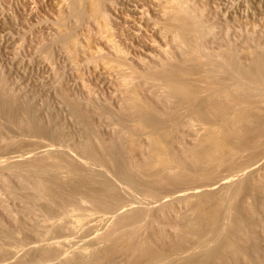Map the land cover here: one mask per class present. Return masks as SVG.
<instances>
[{
	"label": "rangeland",
	"instance_id": "rangeland-1",
	"mask_svg": "<svg viewBox=\"0 0 264 264\" xmlns=\"http://www.w3.org/2000/svg\"><path fill=\"white\" fill-rule=\"evenodd\" d=\"M74 1L81 20L71 15ZM192 2L217 33L223 30L218 34L225 41L245 52L252 45L264 55V0ZM92 3L0 0V264H264V115L256 114L264 110L261 93L241 102L253 106L248 112L258 119L248 114L223 131L217 107L201 102L204 93L183 105L138 77L145 65L164 61L163 49L170 61H179L160 30L171 28L162 16L164 0H103L107 20L92 13ZM68 32L74 46L61 40ZM252 33L253 42L245 44ZM245 52L239 56L248 63ZM131 71L133 79L121 86ZM133 87L158 119L168 117L166 132L142 130L120 115L125 91ZM3 99L12 105L3 107ZM240 105L236 111L245 109ZM77 112L86 114L87 127ZM208 130L226 149H214ZM153 139L161 142L165 169L151 164ZM87 141L92 148L83 152ZM39 165L58 166L37 177L59 194L34 198L32 186H18L14 173ZM213 198L222 199L216 224L188 232L197 209L207 211ZM42 240L50 247L45 258L37 250ZM224 243L239 246L242 258L234 259L230 249L217 255Z\"/></svg>",
	"mask_w": 264,
	"mask_h": 264
},
{
	"label": "bare ground",
	"instance_id": "bare-ground-1",
	"mask_svg": "<svg viewBox=\"0 0 264 264\" xmlns=\"http://www.w3.org/2000/svg\"><path fill=\"white\" fill-rule=\"evenodd\" d=\"M164 2H165V8L163 9L162 16L165 17L168 24L171 25V28L162 27L160 30L162 31L163 34L166 35V39L168 38L170 40L169 41L170 46L172 45L173 48L175 49V51L178 53L179 61L176 63L170 61L169 60L170 58L168 56L167 51H165L164 49L162 51V49H161L162 55H163L162 57L165 58L164 61L163 60L158 61L157 64H155L156 63L155 62V63H153L154 66L145 65V67H146L144 69L145 71L141 70L142 72L138 73V77L145 84H147L153 88L158 89L159 86L164 87V89H165L163 91V92H165L163 95L164 99H166L167 97L170 96L172 98H175L179 102L181 101L182 104L184 103L183 105H187L189 103L193 104L199 98L200 99L203 98V96H201V94L204 93L205 95H204V98L201 100V102H203V104H204V102H206V103L208 102L209 104L215 105L217 107V109L219 110V114L216 116V118H217L218 122L221 124L223 131H225L226 129L227 130L230 129L233 125L237 124V122H239V121L241 122L242 120H244L247 117V115L249 114V112H250L249 110L250 109L252 110L253 106H252V108L249 109V108H246V106H245L246 104H244V105L242 104L244 102L243 100H245V98L247 97L246 95H248V94L251 95V94H254L257 92L261 93L260 96L262 98V103L260 102L259 99H257L258 98L257 96H255V97H257L256 98L257 100L255 99V101L256 102L258 101V104L260 102L262 104V106L264 107V55H263V53H261L263 51L258 50L257 47H256L257 49H254V48L250 49L252 45L250 47L247 46L246 47L247 49L244 48L246 50V52L244 50H241L242 52H245V56L248 57L247 58L244 56L245 58L248 59L247 60L248 63H247L245 60L240 59L241 57L239 56V52L241 53V51L239 49L238 44H235L236 42L231 43L230 41H225V39H223L224 37L221 36V35H223V33L221 35L218 34V33H221L223 30H221V32H219L220 30L217 29V30H219L217 33L215 30V26H213L212 23L207 22L206 18L204 19L205 16L203 15L204 12H202L203 9L196 7L193 4L194 1L192 2V0L191 1L190 0H164ZM102 6H103V0H93L92 6H91L92 13L97 17H102V19L107 20L106 19L107 16L104 14V12L102 10ZM80 10L81 9H79V4H77V1H74L72 4L71 11H70L71 15L74 16L75 18L79 19V20L83 19L84 14L81 12L82 10L81 11ZM251 36H252V38L250 37V35L249 36L247 35V37L245 36L246 40L244 37V40L248 42L245 44H249V41H250V44L253 42L252 41L253 40V33L251 34ZM61 40H62V42L71 43L73 46L75 45V42L72 38V34L70 32L62 34ZM254 46H256V45H254ZM248 48L250 51L248 50ZM251 50H254V51H251ZM114 52L116 54H118L117 50H114ZM160 55H161V53H160ZM242 55H244V54H242ZM243 61H245L246 63L245 62L243 63ZM133 74H134V72L131 71L129 74L124 76V78H122L121 83H120V84H122L121 86H125L131 79H133ZM219 74H221V75L219 76ZM189 75H195L196 78L195 79H189L190 78V77L188 78ZM137 92L138 91H137L136 87H133L130 90L127 89L125 91L126 94H125V98L123 100L124 102L122 105V109H121L122 112L120 115L125 119L127 118V120L129 119L130 121H132V123L134 122V124L142 130H150V131H154L155 133H157L160 130L165 131L164 128H166L165 126L167 125L166 121H168L167 120L168 117H167V119L166 118H163V119L159 118L158 119L154 115L153 107H151L149 104H147L148 103L147 101H146L147 103H145V101L142 102L139 99V97H138L139 95L137 94ZM157 93H159V92H157ZM259 93L257 95H259ZM156 95H157L156 92L153 91L152 97L157 98L159 96V95L158 96H156ZM160 95H161V93H160ZM4 99H6V98H4ZM4 99L2 100L3 107H6V108L10 107V105H12V102L10 101V103H11L10 104L8 102L9 99H7V101H5ZM157 99H159V98H157ZM248 99L249 98L247 97V100ZM251 99H249V100H251ZM247 100H245V103L247 102ZM251 102L249 101L250 105L252 104ZM176 103H178V102H176ZM238 104L243 105V107H245V109L244 110L242 109L241 111H239L241 109L240 108L239 110L237 109L238 111H236V107L238 106ZM261 104L259 106H261ZM72 105H74L73 107H76L73 110L75 112V110L78 109V107L75 106L74 103ZM163 105L164 104H162V106ZM179 105H180V103H179ZM260 109H261V107H260ZM257 111L259 112V113H256L258 116H259V114L264 115L263 114L264 112L262 113V111H264L263 108H262V110H257ZM203 112H206V111H203ZM203 112L200 111L201 118L202 117L205 118V116H207ZM76 114H77L76 116L81 120V122H83L85 124V126L89 125V124H87L88 122H86V117H85L86 114L85 113L77 112ZM250 114L254 115L255 112H254V114L253 113H250ZM198 115H200V114H198ZM229 115H230V118L226 119L225 117H227ZM258 116L256 118V115H254L255 119H258ZM169 117H171V116H169ZM173 118H176V117H173ZM28 123L31 124V122L29 120H28ZM28 123H26V124H28ZM33 125H34V123H33ZM257 125H259V124H257ZM31 127L33 128V126H31ZM31 127H30V129H31ZM261 128H262V124H261L260 129ZM257 129H259V128L257 127ZM173 131H171V132L169 131L167 133L172 134ZM88 133H90V130H89V132H87V134ZM162 133H164V132H161V134ZM167 133H165V134H167ZM208 133H209L208 138L210 139L211 145H213L215 150L222 151V150L226 149L225 143H223L221 141H217L214 138L213 130H208ZM88 136H89V134L87 135V137ZM86 140H87V138H86ZM88 142L89 141L85 142L86 144H84V148L82 147L83 145L81 146L83 148L82 149L83 152H85L84 149L88 148V150H89V148L90 149L92 148V145H89ZM161 148H162V145H161V142L158 141V139L157 140L153 139L151 141L150 146H149V150H150V154H151V156H150L151 157V164L159 163L165 169L166 163L163 162L159 157ZM89 152H90V150H89ZM86 154H87V150H86ZM86 156H88L87 158L91 159L88 154ZM194 163L198 164L199 161L196 159V160H194ZM13 165H15V164H13ZM13 165L10 164V166H13ZM17 166H19V169L22 167V166L20 167V165H18V164L16 165V167ZM36 167L33 168L36 171L30 169V168H32L31 166H29V170L25 171V169H26V167H25L24 172L22 171V174L20 173L21 175L17 174L19 172L18 167L16 169H14V170H16V172L18 169L17 173L14 171L15 172L14 174H16L18 176V180L20 182V184L18 186L21 187L22 189L25 187H27V189H30L31 187H29V186H32L35 190L33 192H35V194H36V195H34V198H36L35 196H37V194H41L42 197L45 194H46V196H47V194H48V196L49 195L55 196V194L56 195L59 194L58 192L56 193V191L49 186L52 184L46 183V185L49 184L48 185L49 187H46L43 185L45 182L41 181V179H42L41 176L37 177V175L38 174L40 175L41 172L44 173L43 172L44 168L45 169L48 168L51 171H54V170H57L58 166L57 165H50L49 167H47V166L39 165ZM13 168L11 167L12 170H13ZM8 169H10V168H8ZM37 169L39 171H37ZM36 177L38 179L39 178L40 179L37 180ZM245 180L248 181V179H245ZM260 181L264 183V177ZM261 182H258V187H259V183H261ZM53 183L55 184V182H53ZM237 184L238 185L242 184V182L241 181H240V183L237 182ZM243 185H245V184H243ZM261 185H264V184L261 183ZM7 187H8V185H7ZM212 203H213V205L209 206L207 211H204L203 208H200V207L197 209L196 218H195V220H193L194 222L191 221V223H188L189 225H187L188 226V228H187L188 232H193V231H195L201 227H204V226H213L216 224V220L218 219L217 215H220L218 212H219V208L222 204V199L213 198ZM227 205H229V204H227ZM231 208H232V206L230 207L229 210H231ZM164 209L167 211H170V204L165 205ZM263 210H264V203H263ZM69 212H71V211H69ZM70 215H71V213H70ZM70 215H68V216L66 215V216L69 218ZM73 215H75V214L73 213ZM57 222L58 221H56V223ZM59 222H60V220H59ZM74 223H75V221H74ZM76 223H77V220H76ZM76 225L77 224H75V226ZM75 226H74V228H75ZM71 227H69V228L71 229ZM34 229H35V226H34ZM234 230H236L235 232L233 231L235 233L236 238H238L239 240H242L243 234L239 230V228L236 227V228H234ZM35 232H36V230H35ZM70 233H72V232H70ZM38 235H39V233H38ZM41 239H42V237H41ZM42 241H44V244L42 245L41 244L42 242H41L40 244L42 246H40V244H39L40 248L39 249L37 248V250L39 251V255H41V257H44L48 253V249H50V247L47 248V246H48V245H46L47 242L45 240H42ZM128 243L131 244L132 246H135V247L137 246V244H135L136 243L135 240L134 241L133 240L128 241ZM222 245L223 246L220 247V249L217 252V255H220L223 251L230 249L231 254H232L234 259L242 258L241 257L242 249L239 246L230 247V246L226 245V243H224ZM137 248H138V246H137ZM3 251H5V248ZM11 251H12V249H11ZM14 251H16V249L13 250L12 252L14 253ZM5 253H7V252H5ZM15 253H17V251ZM58 255H60V254H58ZM65 255H66V253H65ZM62 256L64 258V255H62ZM80 256H81V254H80ZM82 258L83 257H80V259H82ZM58 259H59V256H58ZM216 259H219V256H217ZM65 261L68 262L67 260H65ZM57 262L60 263V261H58V260H57ZM66 262L63 264H66ZM80 263H81V261H80ZM22 264H24V263H22ZM209 264H213V263H209ZM222 264H226V262L223 261Z\"/></svg>",
	"mask_w": 264,
	"mask_h": 264
}]
</instances>
